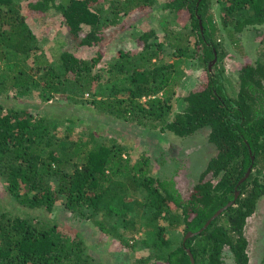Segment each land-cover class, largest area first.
Here are the masks:
<instances>
[{"label":"trees","instance_id":"trees-1","mask_svg":"<svg viewBox=\"0 0 264 264\" xmlns=\"http://www.w3.org/2000/svg\"><path fill=\"white\" fill-rule=\"evenodd\" d=\"M154 1H29L30 11H60L76 45L99 46L88 59L63 49L53 64L37 62L40 43L23 0H0V95L40 87L41 99L48 102L67 90L75 95L105 80L115 84L124 79L128 86L112 98L92 100L98 112L180 137L208 128L216 149L189 197L183 198L172 179L150 175L147 161L131 165L115 139H58L46 116L0 103V177L12 197L11 204H0V264H97L81 231L53 216L58 204L114 236L120 235L117 227L98 220V213L127 222L129 213L148 211L153 242H144L154 250L135 264H191L190 254L195 264H223L226 247L236 264H249L245 228L264 198V47L255 63L241 65L237 90L227 88V77L217 67L226 55L227 38L234 41L246 29L264 25V0H214L219 21L212 0H165L164 33L145 28L134 36V49H119L120 58L106 64L102 46L113 32L142 19ZM166 45L179 60L195 59L206 70V79L183 96L174 90L182 72L179 61L161 62ZM179 103L182 109L176 111ZM131 189H143L147 197L134 198ZM181 227L183 239L172 248L168 231ZM189 232L195 234L185 240Z\"/></svg>","mask_w":264,"mask_h":264},{"label":"rangeland","instance_id":"rangeland-1","mask_svg":"<svg viewBox=\"0 0 264 264\" xmlns=\"http://www.w3.org/2000/svg\"><path fill=\"white\" fill-rule=\"evenodd\" d=\"M29 1L32 0H23V5L27 21L40 43L37 62L45 60L55 64L63 49H68L84 59L95 55L99 46L75 44L60 11L54 8H50L45 13L30 11L27 7ZM66 1L57 0V2ZM105 5L107 7L108 4ZM164 5L165 0H155L142 19L132 26L119 29V32H113L114 36L108 39L107 46L106 44L102 46V49H107L105 63L119 59L117 51L121 48L134 49V36L140 35L149 26L162 35L168 24ZM211 10L215 19L219 21L220 7L214 0L211 3ZM181 19L179 21L182 23L186 22L185 18ZM177 21L173 19L171 22L177 26ZM110 32L112 34V31ZM261 33H264V25L259 30L246 29L242 34L237 35L234 41L232 38L224 41L226 55L217 69L224 71L227 88L237 90L241 65L246 62L255 63L260 56V51L264 47L261 43L263 38ZM175 52L174 48L166 45L161 62L179 61L178 68L182 72L174 90L176 96H183L206 79V70L195 59L179 60ZM211 63L213 68L217 58ZM123 86H128V82L124 79L118 80L115 84L107 83L105 80L96 85L92 91L78 92L74 95L67 90L48 102L41 99L40 87H33L27 92L11 90L7 94L0 95V103H4L6 107L26 108L33 113L46 116L53 135L58 139L70 141L83 138L93 139L96 142L115 139V146L123 150V157H128L131 165L137 161H147L151 176L162 180L172 179L182 197L188 198L189 192L198 182L208 161L216 154L214 145L208 139L209 129L203 128L191 136L180 137L170 131L161 132L159 127H145L98 112L92 100L112 98ZM119 95H122L121 91ZM181 109L182 104L179 103L176 111ZM126 175L123 173L121 176ZM129 194L142 200L147 197V192L143 189H131ZM3 203L11 204L12 197L6 180L0 177V204ZM148 213L140 209L131 212L127 222L118 217H110L104 212L98 213L97 219L109 226L117 227L119 236L104 232L92 219L81 220L75 217L72 212L66 211L62 204L57 205L53 216L62 224L81 231L97 264H135L137 258L143 254L149 255L154 250L144 242V240L153 242V225L149 222ZM183 236L182 227L176 231H168L171 247L176 248L180 245ZM245 236L248 240L249 264H264V198L260 199L256 212L248 219ZM121 239L128 240L130 246H126ZM223 264H236L229 247L223 251Z\"/></svg>","mask_w":264,"mask_h":264},{"label":"water","instance_id":"water-1","mask_svg":"<svg viewBox=\"0 0 264 264\" xmlns=\"http://www.w3.org/2000/svg\"><path fill=\"white\" fill-rule=\"evenodd\" d=\"M213 60L215 61V60H216V57H215ZM211 66H212V63L209 65L210 70H211V68H212ZM251 171H252V167H250V168L248 169L246 175L241 179V182H243L245 179L248 178V176L250 175ZM232 203H233V201L229 202L226 206L220 208V209H219V210H218V211H217V212H216V213H215V214L209 219V221L206 223V225H205L204 227H207L213 219H215V218H216L218 215H220L225 209H227L229 206H231ZM194 234H195V233H193V232H189V233H187L186 236H185V240H186L187 238H189V237H192ZM190 259H191V264H195V259H194V257H193L192 254H190Z\"/></svg>","mask_w":264,"mask_h":264}]
</instances>
